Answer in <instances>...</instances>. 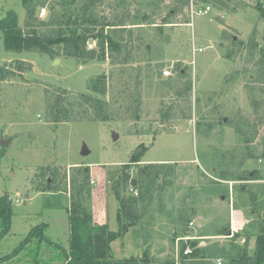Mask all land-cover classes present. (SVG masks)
I'll use <instances>...</instances> for the list:
<instances>
[{
  "label": "rangeland",
  "instance_id": "obj_1",
  "mask_svg": "<svg viewBox=\"0 0 264 264\" xmlns=\"http://www.w3.org/2000/svg\"><path fill=\"white\" fill-rule=\"evenodd\" d=\"M85 2L0 0V20L11 11L22 30L63 38L93 29L79 24ZM93 13L122 31L123 50L104 60L66 57L61 44L9 54L0 32V196L13 212L0 257L40 223L68 251L70 216L83 209L103 227L92 242L107 264H195V250L227 249L233 234L255 254L264 228V0H95ZM61 90L84 118L49 120L46 98L52 105ZM60 263L59 250L34 242L0 264ZM218 263L226 262L210 261Z\"/></svg>",
  "mask_w": 264,
  "mask_h": 264
},
{
  "label": "trees",
  "instance_id": "obj_2",
  "mask_svg": "<svg viewBox=\"0 0 264 264\" xmlns=\"http://www.w3.org/2000/svg\"><path fill=\"white\" fill-rule=\"evenodd\" d=\"M95 7V0H86L82 7V13L79 15V24L83 26L85 24L91 26L92 30L78 29L71 30L66 37H48L46 35H32L30 32L22 30L18 25L16 15L8 11L4 18L0 20V32L2 33V42L4 50L9 53H21L29 52L31 50H40L44 53L51 54L50 45L61 44L63 45V53L66 57H74L81 60H104L110 53H120L123 50L122 47V31H116L114 25L108 23H101L93 13ZM258 10H262L261 6H258ZM98 29H95L98 27ZM124 30V29H121ZM89 40L95 42V48L88 49ZM262 75L264 76V51H261ZM180 74H184V71H180ZM191 90V84L188 82L185 84L184 90L180 93V96H186ZM65 90L60 91V95H55L52 99V105L48 103L50 98H46V107L48 108L47 115L49 120L53 123L77 121L83 117H78L74 114L72 103L68 97H65ZM83 97V96H82ZM169 116V115H168ZM167 116V117H168ZM136 156V158H135ZM131 158L130 164L139 162V154H135ZM53 172V171H52ZM83 183L80 187L76 188L75 192L79 194L86 186L89 179V170L87 168L82 169ZM127 178V177H126ZM74 179V178H72ZM122 179L119 181V183ZM124 181V180H123ZM75 182V180L73 181ZM48 180L45 181V186L42 191H47L50 186ZM76 196V195H75ZM80 202L77 201L73 206L75 209L79 207ZM12 203L7 195L0 196V243L6 237L10 231L11 218H12ZM48 228L45 223H40L34 226L25 237L19 242V244L11 251V253L0 257V263L8 262L22 253L28 245L31 243L42 244L45 243L48 247L54 248L61 252L60 264H107L96 253L95 246L92 239L97 235L96 232H101L103 227L93 224V220L90 212L83 209V212L77 216H70L69 229L70 234L68 237V251L64 247L53 243L48 239L44 232ZM259 237L262 240L255 243L257 250L255 254L247 255L246 247L240 246L235 243V235L229 237L230 231L227 230L223 234H217L218 236L229 237L231 240L229 248L220 246L218 242L210 243L197 249L192 253L195 264H210V261L215 258L222 257L225 260V264H264V228L259 230ZM196 242H193L195 244ZM137 262V260L135 259Z\"/></svg>",
  "mask_w": 264,
  "mask_h": 264
},
{
  "label": "water",
  "instance_id": "obj_3",
  "mask_svg": "<svg viewBox=\"0 0 264 264\" xmlns=\"http://www.w3.org/2000/svg\"><path fill=\"white\" fill-rule=\"evenodd\" d=\"M263 39H264V37H263ZM55 62H57V61H55ZM117 139V135L115 134V133H113V140H116ZM3 145H5V143H2ZM89 152H88V150L86 149V147L85 146H83L82 147V150H81V155H87Z\"/></svg>",
  "mask_w": 264,
  "mask_h": 264
},
{
  "label": "built area",
  "instance_id": "obj_4",
  "mask_svg": "<svg viewBox=\"0 0 264 264\" xmlns=\"http://www.w3.org/2000/svg\"><path fill=\"white\" fill-rule=\"evenodd\" d=\"M163 75H164V76H169V75H170V72H169L168 70H166V71L163 72ZM190 253H191V251H190L189 248H186V249L184 250V255H189ZM218 264H220V263H218Z\"/></svg>",
  "mask_w": 264,
  "mask_h": 264
},
{
  "label": "crops",
  "instance_id": "obj_5",
  "mask_svg": "<svg viewBox=\"0 0 264 264\" xmlns=\"http://www.w3.org/2000/svg\"><path fill=\"white\" fill-rule=\"evenodd\" d=\"M69 234H70V232H69ZM69 237V236H68Z\"/></svg>",
  "mask_w": 264,
  "mask_h": 264
}]
</instances>
